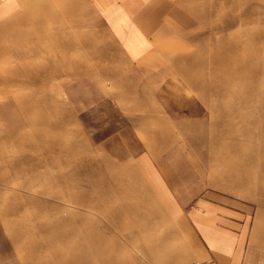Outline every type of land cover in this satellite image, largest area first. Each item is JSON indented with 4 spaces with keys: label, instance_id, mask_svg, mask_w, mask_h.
<instances>
[{
    "label": "rangeland",
    "instance_id": "374dc122",
    "mask_svg": "<svg viewBox=\"0 0 264 264\" xmlns=\"http://www.w3.org/2000/svg\"><path fill=\"white\" fill-rule=\"evenodd\" d=\"M192 1L188 23L164 24L135 62L91 11L0 25V264H56L70 241L46 239L58 219L83 229L87 264H186L153 167L188 210L205 198L238 208L242 264H264L262 8Z\"/></svg>",
    "mask_w": 264,
    "mask_h": 264
},
{
    "label": "crops",
    "instance_id": "0c3cea01",
    "mask_svg": "<svg viewBox=\"0 0 264 264\" xmlns=\"http://www.w3.org/2000/svg\"><path fill=\"white\" fill-rule=\"evenodd\" d=\"M252 1L255 7L262 8L264 26V0ZM192 2V0H0V25L16 17L26 16L34 9L51 15L84 14L91 11L103 26L105 33H108L118 48H121L125 57L135 62L149 54L152 49L151 40L166 28L164 24L188 23V14L197 12L188 8L192 6ZM60 6H63V9L54 10ZM248 14L251 21L256 20V15L252 14L251 10ZM142 171L146 173L150 172V169L144 166ZM153 171L154 181L152 176L144 175L150 183V193L153 198L157 196L161 206L168 210L174 224L177 225V230L185 234L187 239L185 252L188 254L186 264H242L246 227L243 222H239L238 216L242 215L238 213V208L237 211H233L226 208L221 199L205 198L188 210L185 200L172 199L161 174L154 167ZM162 188L169 194L168 197L159 193Z\"/></svg>",
    "mask_w": 264,
    "mask_h": 264
},
{
    "label": "bare ground",
    "instance_id": "6f19581e",
    "mask_svg": "<svg viewBox=\"0 0 264 264\" xmlns=\"http://www.w3.org/2000/svg\"><path fill=\"white\" fill-rule=\"evenodd\" d=\"M124 11V10H123ZM114 18V17H113ZM125 24V23H123ZM34 67V66H33ZM32 67V68H33ZM57 71L56 67H48V69H39V72L42 74H45L47 72H52L55 73ZM12 75L16 78H18L20 80V85H23L24 87H27L28 85L32 84L33 80H28L23 78L22 76V72L21 71H17L16 73H12ZM38 83H42L41 80H37V84ZM2 101V100H1ZM1 103V102H0ZM220 121L216 120L214 121L212 124L215 123H220ZM31 124V123H30ZM211 127V123L208 125ZM262 135L264 136V128L263 130H261ZM163 133L160 132L158 135L155 134V136H157L158 140L162 139V136L159 137V135H162ZM153 136V135H152ZM154 138V136H153ZM152 139H150L151 141ZM213 141L209 143V146L212 145ZM1 152V151H0ZM256 189H258L259 191H263L264 189L260 186L256 187ZM133 209L135 210V206L133 207ZM137 209V207H136ZM138 210V209H137ZM63 221L61 220H56L55 224L53 226V236L46 237V239L49 241L54 239L56 241H58V237L61 238V236H69L70 241L67 242L68 246L66 247V250H62L61 246L59 244V246H57L56 250L53 251V256L55 258L56 264H87V260L85 255H82V251L84 249V236H83V229L81 231H79V233L77 235H72L70 234L71 231H73V229L75 227H73L72 225H69V223L66 222V224H61ZM64 223V222H63ZM42 239L39 237V239L36 241V244L38 245V243H42ZM79 243V247H77L74 243ZM91 242H93V246L96 248L98 247L99 241L98 238L96 237H92L91 238ZM97 256L98 258L101 260V257L99 256L98 252H97Z\"/></svg>",
    "mask_w": 264,
    "mask_h": 264
}]
</instances>
